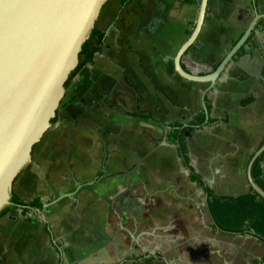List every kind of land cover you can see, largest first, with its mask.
Wrapping results in <instances>:
<instances>
[{
	"label": "crops",
	"instance_id": "crops-1",
	"mask_svg": "<svg viewBox=\"0 0 264 264\" xmlns=\"http://www.w3.org/2000/svg\"><path fill=\"white\" fill-rule=\"evenodd\" d=\"M252 2L209 0L203 28L183 63L194 73L220 63L249 26L255 10L264 13V0H256L254 10ZM200 5L201 0L106 1L95 24L105 34L101 52L66 88L60 103L64 111H58V122L45 145L35 150L43 159L58 138L61 144L66 142L54 151L57 173L40 177L37 165L43 163L36 159L35 167L23 170L13 183L12 192L21 200L40 197L43 206L51 205L28 213L14 207L0 216V264H249L261 260L264 245L253 234H227L212 221L197 223L191 218L197 209L153 207V199L170 198L167 190L177 177L166 171L169 164L178 167L179 163L188 173L187 182L205 195L207 208V195L191 181L176 146L167 140L170 123L188 124L204 109L202 94L209 84L167 71L169 61L194 30ZM132 91L141 99L136 98L134 111H125L120 105L130 103ZM207 95L210 117L217 122L192 133L191 164L214 194L248 193L250 157L264 139V23ZM137 108L151 117L133 116L138 115ZM116 112L121 118V141L112 154L107 127ZM130 117L140 126L153 123V131L131 129L136 123ZM67 123L70 126L64 127ZM161 131L163 136L156 137ZM97 138L103 141L101 164ZM236 160L245 168L244 176L239 173L237 179L219 171L209 180L199 170L233 167ZM153 183L159 186L153 189ZM78 185L82 187L74 193ZM127 189L140 207L119 206ZM41 211L48 219L27 218ZM128 215L138 217L137 224H127ZM146 220L150 223H143Z\"/></svg>",
	"mask_w": 264,
	"mask_h": 264
},
{
	"label": "water",
	"instance_id": "water-1",
	"mask_svg": "<svg viewBox=\"0 0 264 264\" xmlns=\"http://www.w3.org/2000/svg\"><path fill=\"white\" fill-rule=\"evenodd\" d=\"M106 1L0 0V213L13 205V181L31 161L34 146L53 125L51 121L65 96V84L79 63L83 44ZM208 3L209 0H201L196 26L174 59L175 70L182 78L209 84L202 94L206 123L210 118L206 93L215 86L264 18V13L256 9L244 34L226 52L214 72L191 74L181 61L203 28ZM263 152L264 144L250 159L247 177L250 186L264 198V190L252 176V167ZM81 187L78 185L74 193Z\"/></svg>",
	"mask_w": 264,
	"mask_h": 264
},
{
	"label": "trees",
	"instance_id": "trees-1",
	"mask_svg": "<svg viewBox=\"0 0 264 264\" xmlns=\"http://www.w3.org/2000/svg\"><path fill=\"white\" fill-rule=\"evenodd\" d=\"M253 3V2H252ZM257 3V2H256ZM252 9L254 10V3L252 4ZM252 10V12H253ZM264 23V19H261L256 28ZM244 34H241V36ZM240 36V38H241ZM255 31L251 34L246 44L240 49L237 56L233 59L235 60L240 56L245 47L252 43L254 40ZM105 34L98 29L95 25L89 38L84 42L82 50L79 54V63L77 67L70 74L65 86L66 88L73 82L77 75L82 71V69L88 64H93L95 55L101 52L102 45L104 43ZM239 38V39H240ZM237 39L234 44L239 40ZM182 57L183 68L195 75H207L214 72L218 64H214L210 69L202 70L199 73H194L189 69L184 63ZM233 62V61H232ZM231 63V62H230ZM229 66V65H228ZM227 69V68H226ZM167 71L170 75H180L175 70L174 60H170L167 65ZM205 102L207 104L209 112L211 111V104L208 100V95L205 96ZM139 112L138 115L134 114L142 119H149L151 117L150 113L143 114L140 108H137ZM143 114V115H142ZM59 119V114L57 112L56 117L52 119V124H56ZM217 122L216 119L210 117L209 122L206 124V113L204 109L188 123L184 124L182 122H172L169 124V133L167 140L169 143L176 146L178 156L180 157L183 166L190 171V179L192 182L197 183L207 195V210L211 221L215 225V228L223 233L235 234V235H249L253 234L259 239V241L264 245V198L260 196L251 186L248 193L240 194L237 196L233 195H218L214 194L211 188L207 185L203 177L196 172L195 168L191 164L190 150H189V138H191L192 133L199 128L211 125ZM227 122V121H225ZM264 144V139L259 145L260 148ZM37 144L34 146V148ZM33 148V149H34ZM254 153L251 154L250 159ZM252 176L255 183L264 190V152L257 158L252 167ZM13 205L6 206L0 213V216L5 215L14 207L23 208L24 212L28 213L31 210L43 209V200L40 197H36L31 201H23L19 196L12 193ZM50 222L46 223L47 229L50 230ZM264 262V255L261 260L255 259L249 264H261Z\"/></svg>",
	"mask_w": 264,
	"mask_h": 264
},
{
	"label": "rangeland",
	"instance_id": "rangeland-1",
	"mask_svg": "<svg viewBox=\"0 0 264 264\" xmlns=\"http://www.w3.org/2000/svg\"><path fill=\"white\" fill-rule=\"evenodd\" d=\"M136 98L137 97L136 96L134 97V92L132 91V97L130 99V103L126 104L125 106L124 105H120V106L125 111H127V110L128 111H134ZM137 99L139 101V99H141V98H137ZM65 110L68 111V108H66ZM117 110H118L117 112H119V113L121 112L119 109H117ZM58 111H61V112L64 111L61 108V105L59 106ZM117 112L113 116L111 124L107 127L108 131L110 132V135H108V137L106 138V141H108V143H109L108 146L110 147L112 154L114 152L115 153L118 152L117 145L121 141L119 139L120 136L118 135V128H119V124L121 123V120H120L121 118H120L119 113H117ZM130 121L132 123H136V122H134V119H132L131 117H130ZM146 125H149V126H140L138 123L132 124L131 129H137L138 131H141L143 133H145L148 130L153 131V123L146 124ZM55 126L56 125L54 124L48 129V131L45 133L44 137L38 143L39 145L37 144L38 146H36L33 149L31 161L27 164V166L25 168L27 170V168H29L31 166H32L31 168L35 167L34 162L36 159L38 162L41 161L43 163L42 164L43 166L39 167V165H37L40 177L51 176L54 172L57 173L58 168L55 166V164H57V161L54 160V151H58L62 144L63 145H62L61 149L64 148V146L66 144V142H63L61 144L60 138H58V140L54 141L53 144L51 145L52 146L51 153L47 154V156H45L43 159L37 157V152H35V150L37 148H39L40 145H42V146L45 145V143H46L45 139L47 138V136L50 135V133L53 132V128ZM69 126H70L69 123L64 125V127H69ZM163 133H164V131H161L158 134L156 133V135H157L156 137H159V136L162 137ZM97 145H98V159H99V162L101 164L103 162L104 153H103V141L100 140V138H97ZM46 150H48V149H46ZM34 152H35L36 156H34ZM232 164H233V167H227V168H221V169H219V168H217V169L216 168H214V169H210V168L201 169L199 167L198 168L200 171L203 172L205 177L209 180L212 178L213 173H218L219 171H225V172L230 173L234 177V179L238 178L239 173H242V175L244 176L245 168L241 169L239 167V161L236 160ZM169 165L171 168H168L166 172H172V175L177 177L176 183H174L173 187H168L167 191L169 193L171 191V194H170L171 196H169L170 198L165 199L163 197V199H161V200L153 199V207H155L157 205V206H161V207L167 206V207H184V208H190V209H197V212H195L197 219H196V217H191V218L195 219L197 223H203V222L208 223V224L211 223V220L208 217L207 212H206L207 208H206L205 195L202 193V191L197 186L192 185L190 182L189 183L187 182L188 173L185 169L182 168L181 165H179V163L177 164L178 167H174L171 164H169ZM22 172L23 171H21L16 176L14 181H17L19 179V177L23 174ZM162 172L163 171L161 170L158 174H162ZM226 179H229V178H226ZM14 181H13V183H14ZM158 186L159 185L153 183V189L158 187ZM12 188H13V185H12ZM212 188L215 189L214 183H212ZM90 191H92V190H90ZM153 191H155V190H153ZM182 193H184V194H182ZM185 193H187L188 195ZM125 194H126L125 201L123 202V204L119 205L120 207L123 206L127 209H133V208H137V207L141 206L140 201L137 200L136 198H134V195L130 191V189H127ZM27 218L42 221L44 219H48V215L44 211H41L39 213V215L32 213V214H29ZM125 221L129 225H134V224H137V221H139V218L136 216L133 217L131 215L130 216L128 215L127 220H125ZM143 223H150V221L146 220V221H143Z\"/></svg>",
	"mask_w": 264,
	"mask_h": 264
}]
</instances>
